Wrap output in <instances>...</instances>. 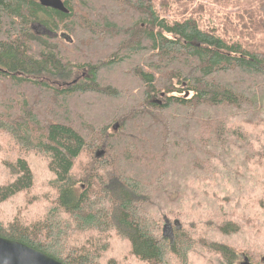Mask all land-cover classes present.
Wrapping results in <instances>:
<instances>
[{
    "label": "trees",
    "instance_id": "16d2710c",
    "mask_svg": "<svg viewBox=\"0 0 264 264\" xmlns=\"http://www.w3.org/2000/svg\"><path fill=\"white\" fill-rule=\"evenodd\" d=\"M61 2L66 11L0 0V203L34 186L29 157L53 175L50 207L32 222L0 220V238L62 264H117L106 258L116 238L137 264H187L191 253L238 264L240 252L264 264L249 229L264 228V192L256 203L248 190L264 174V43L202 28L197 0ZM247 5L239 35L264 36V0ZM71 72L78 82H52ZM234 197L252 216L229 212ZM203 203L225 219L213 212L196 227L187 212Z\"/></svg>",
    "mask_w": 264,
    "mask_h": 264
},
{
    "label": "rangeland",
    "instance_id": "374dc122",
    "mask_svg": "<svg viewBox=\"0 0 264 264\" xmlns=\"http://www.w3.org/2000/svg\"><path fill=\"white\" fill-rule=\"evenodd\" d=\"M253 0H197L196 4H201L200 6H197L195 16L200 20V26L205 29L209 28H216L218 30V33L222 35L223 33H226L230 35L234 40L241 41L243 45H251L256 46L261 43H264V36L262 34H258L252 37V34L249 35L247 38H241L239 35V19L237 16V12L240 8L248 6L247 4ZM175 13V9L171 8L169 14L167 15L169 18H171ZM34 30L38 31L39 33L46 34L47 32L44 29H41L39 27H36L34 25ZM248 39V40H247ZM257 48H262V45H259ZM71 53L67 54V59L72 60L70 57ZM74 79H77L78 82L80 80V77L77 73L71 72L68 76V79L66 81H58L55 79H52V82L55 84H67L68 82L73 81ZM109 104V103H108ZM106 104V105H108ZM244 128L248 130L249 132L254 131L253 124L245 125ZM264 129V127L262 126ZM259 132V131H258ZM256 134V133H255ZM8 147L6 143H3L0 148L5 149ZM81 161H85V158L82 157ZM29 163L31 166V169L33 171V175L35 177L34 186L31 188L30 191L27 193H22L16 197H13L12 199L8 200L5 203H0V220L2 222H8L11 220L22 219L25 221H33L37 217H40V212L43 214L45 208L50 207V204L46 207L48 202L41 201V197L43 199V196L49 195L48 197L51 198L53 195V188L51 186V180L53 175L46 170V167L42 165V163L38 160H36L33 157H29ZM75 172H78V167L76 165ZM264 173V172H263ZM0 176L4 178L3 173H1L0 170ZM0 180H2L0 178ZM223 188H225L226 193H229L231 189L226 185ZM255 189V190H254ZM248 190L254 192L250 195V199L256 201H259L258 195L264 192V174H255L250 179V185L248 187ZM217 197H219V202H215L216 206L220 207L223 203L222 201V194H217ZM226 195V194H225ZM30 198H35L37 202H35L32 205H27ZM233 198V197H232ZM231 198V199H232ZM236 197L232 199L229 202V212L233 213L235 215H243V216H252V212L248 213V211H242L243 208H245V205H242V203H237ZM244 198V197H243ZM236 202V203H235ZM193 204V200L189 201V206ZM203 203L200 206V213L198 209L193 210L189 209V220L190 217L195 216L198 217L197 220H201L204 224L203 226L200 224H196V227L201 228V230L207 229L211 227L212 225L207 223L210 221L214 222L213 218H210L209 215H212L214 212V215H220L222 218L225 219V213L222 215L218 209L215 210V208L205 209L206 206ZM240 206V208H236V206ZM215 210V211H214ZM18 216V217H17ZM245 219V218H244ZM257 220V219H256ZM256 220H251V225H249V229H251V234L253 237L264 239V228L259 225V223ZM169 226L166 227L165 233L170 234L171 228ZM247 230V229H245ZM83 237H80V240L82 241ZM236 240V239H233ZM229 242V241H228ZM264 242V241H263ZM124 242L120 239H112L110 248L108 252L106 253V258L110 257L112 258L117 264H121L122 259L125 258L126 263L122 264H137L135 260L130 256V254H127L128 247L124 246ZM232 247L235 248V242L231 241L229 243ZM237 263L243 264L246 260H244L243 255L241 252L239 253ZM255 256H253L254 260H259V254L255 253ZM263 258H261V261ZM101 262H105V259H103ZM187 264H204V262L201 260V258H198L195 254H188V260Z\"/></svg>",
    "mask_w": 264,
    "mask_h": 264
},
{
    "label": "water",
    "instance_id": "95a60500",
    "mask_svg": "<svg viewBox=\"0 0 264 264\" xmlns=\"http://www.w3.org/2000/svg\"><path fill=\"white\" fill-rule=\"evenodd\" d=\"M40 4L60 11H66L61 0H39ZM49 34L48 30L44 29ZM117 128V123L114 125ZM99 152L97 155H99ZM164 225V229H165ZM169 226V225H168ZM0 264H62L59 261L24 244L0 238ZM244 264H249L247 260Z\"/></svg>",
    "mask_w": 264,
    "mask_h": 264
},
{
    "label": "flooded vegetation",
    "instance_id": "af4514ba",
    "mask_svg": "<svg viewBox=\"0 0 264 264\" xmlns=\"http://www.w3.org/2000/svg\"><path fill=\"white\" fill-rule=\"evenodd\" d=\"M44 29V28H43Z\"/></svg>",
    "mask_w": 264,
    "mask_h": 264
}]
</instances>
